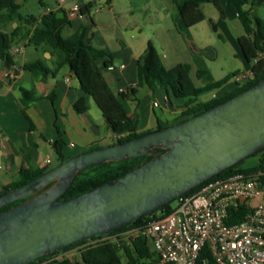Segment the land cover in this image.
<instances>
[{
	"label": "crops",
	"instance_id": "crops-1",
	"mask_svg": "<svg viewBox=\"0 0 264 264\" xmlns=\"http://www.w3.org/2000/svg\"><path fill=\"white\" fill-rule=\"evenodd\" d=\"M103 1L105 10L95 0H76L78 5L92 2L93 6L88 16L68 8L69 25L62 34L68 36L81 25L86 26L85 40L106 49L113 58L107 67L104 66L105 56L96 59V64L115 92L128 94L127 89L135 85L136 59L148 41L155 46L165 67L188 63L190 77L196 86L227 78L218 89L205 94V99L212 94L219 96L235 90L240 84L232 80V75L250 70L252 62L245 60L237 42L244 33L243 26L235 7L227 0H216L219 8L211 1L202 3L204 18L191 26L173 17L175 4L172 0H141L143 8L149 10L147 20L136 17L133 0ZM17 2L22 14L36 18L60 7L56 0ZM25 3L35 6L36 12L23 11ZM243 9L264 21V0H247ZM16 26V21L0 20V54L1 32L11 34ZM10 53L13 63L8 66L0 57V192L3 186L17 178L21 168L49 166L52 155L58 159L54 149L58 139L63 140L64 159L91 144L105 146L115 139L101 111L80 88L68 66L48 75H35L24 69L25 63L36 60L52 67L54 58L43 47L30 45L27 38L17 37ZM198 70L204 72L197 76ZM12 73L15 77L10 76ZM142 88H145L143 92ZM23 90L28 92L25 97ZM80 99H84L87 108L78 113L73 105ZM119 99L138 132L170 125L182 110V101L163 88L151 90L144 86L137 88L135 94ZM47 157L49 164H45Z\"/></svg>",
	"mask_w": 264,
	"mask_h": 264
},
{
	"label": "water",
	"instance_id": "water-1",
	"mask_svg": "<svg viewBox=\"0 0 264 264\" xmlns=\"http://www.w3.org/2000/svg\"><path fill=\"white\" fill-rule=\"evenodd\" d=\"M76 0L69 1L66 8ZM116 91V89H112ZM264 148V77L199 114L136 138L77 153L0 195V264H28L74 242L112 232ZM151 156L70 198L82 169Z\"/></svg>",
	"mask_w": 264,
	"mask_h": 264
},
{
	"label": "trees",
	"instance_id": "trees-1",
	"mask_svg": "<svg viewBox=\"0 0 264 264\" xmlns=\"http://www.w3.org/2000/svg\"><path fill=\"white\" fill-rule=\"evenodd\" d=\"M69 1L72 0H67V2ZM172 1L175 4L173 17L181 18L187 26L194 25L203 20V12L200 8L202 3L211 1L219 8L216 0ZM227 1L235 7L241 25L243 26L244 33L238 37L237 42L245 60L252 62L250 67L251 76L249 80L239 85L235 90L213 98L201 99L200 96L218 89L226 82V77L202 86H196L190 77V65L185 62H180L169 68L165 67L151 41L147 42L143 53L136 59L135 85L127 89L128 94L113 91L103 76V70L96 64V59L105 56L104 66L107 67L112 64L113 58L106 49L94 46L85 40L86 26L81 25L77 31L68 36H63L62 30L69 25L66 4L36 18L33 15L22 14L20 12L21 5L17 0H0V20L3 22H17V26L12 30L11 34L1 32L2 50L0 57L7 66L13 63L10 50L17 37L27 38L28 43L34 47H43L54 57L52 60L53 66L49 67L44 62L36 60L25 63L23 68L35 75H48L54 74L63 66H68L69 70L78 80L80 88L92 98L101 111L107 128L114 134L115 139L111 144L123 142L148 132H138L136 130L135 122L129 117L119 99L120 97L126 98L129 95L135 94L137 88L144 86L151 90L163 88L170 90L175 98L180 99L182 101V110L172 123L174 124L224 102L253 86L264 77V21L257 16H252L248 10L243 9V5L247 0ZM259 1L252 0V2ZM92 6V2L81 4L78 7V12L83 16H88ZM27 26L30 27L28 28ZM211 26L215 30L213 23H211ZM203 72L202 70H198L197 76H200ZM26 95H28V92L23 90V97ZM73 106L78 113L85 111L87 108L84 99L76 101ZM160 128L162 127L158 126L156 129ZM62 146V139H58L54 143V149L58 156L57 164L65 160L61 153ZM101 146L96 143L91 144L83 151ZM256 154L259 155L256 166L243 168V159L226 167L187 193L195 191L200 185L216 178H223L236 173L248 174L257 169L264 170V148L252 155ZM150 158L151 156H138L122 161H109L88 166L79 171L71 185L60 198L73 197L115 179ZM49 169L51 168L48 166L21 168L18 171L17 178L2 187L0 195L30 182ZM23 200L19 199L1 207L0 212ZM171 209L172 205L170 202L112 232H121L131 227L140 226L153 217L167 214ZM242 212L241 208L239 213ZM236 218L239 219L240 214ZM235 220L234 218L229 220V222ZM84 242L85 239L74 242L53 253L39 257L28 264H35L59 251L82 245ZM77 254L79 258L78 264H140V262L142 263L146 259L158 262L157 254L150 248L147 239L143 236L128 239L119 237L118 241H101L83 245L78 248ZM123 256L125 257V261H123ZM202 258L207 259L205 264H217L207 248H203L200 259ZM51 264L74 263L65 257L58 261H52ZM198 264H201V260L198 261Z\"/></svg>",
	"mask_w": 264,
	"mask_h": 264
},
{
	"label": "built area",
	"instance_id": "built-area-1",
	"mask_svg": "<svg viewBox=\"0 0 264 264\" xmlns=\"http://www.w3.org/2000/svg\"><path fill=\"white\" fill-rule=\"evenodd\" d=\"M56 1L60 6L68 3ZM78 7L75 2L69 9L78 11ZM10 76L15 77V73ZM250 76V70L238 72L232 80L241 85ZM49 163L47 157L45 164ZM174 201L167 214L121 232L86 238L82 245L59 251L35 264L69 258L70 251L77 252L83 245L137 236L147 239L160 264H198L199 260L205 264L207 259H200L203 248L210 251L217 264H264V170L207 181ZM241 208L243 212L239 213Z\"/></svg>",
	"mask_w": 264,
	"mask_h": 264
},
{
	"label": "rangeland",
	"instance_id": "rangeland-1",
	"mask_svg": "<svg viewBox=\"0 0 264 264\" xmlns=\"http://www.w3.org/2000/svg\"><path fill=\"white\" fill-rule=\"evenodd\" d=\"M25 1H23L24 3ZM95 2L97 3H100L102 4L100 7L102 8V10H105L107 9L106 8V4L104 3L103 0H95ZM142 1L141 0H133V8H134V14L136 15V17H139L141 20L144 19L145 17V20H147L148 18V15H149V10L148 8H143V5L141 3ZM26 12H36L35 10V6L33 5H28L27 3H25V6H24V9L23 11ZM91 16L93 17L94 16V9H92V12H91ZM147 22H145V28L147 29L146 32L148 31V25H146ZM32 49V47L30 48ZM193 78H195V76L193 75ZM145 90V88H142L141 91L143 92ZM207 95L209 93H206ZM201 99H205V94L204 95H201L200 96ZM258 159H259V155H250L248 156L247 158L244 159L243 163H242V167L243 168H250V167H253V166H256L257 163H258ZM57 162L58 160L56 159V156L55 155H52V162L49 164V168H52L54 166L57 165ZM171 205H175V201H172L171 202ZM73 248V247H72ZM71 249V248H70ZM69 259L74 263V264H78V261H79V258H78V254L75 250H72L70 251V255H69ZM123 261H125V257L123 256ZM140 264H160L159 262H156V261H153L151 259H146V260H143L142 263L140 262Z\"/></svg>",
	"mask_w": 264,
	"mask_h": 264
}]
</instances>
